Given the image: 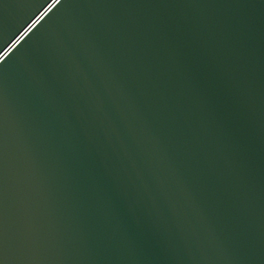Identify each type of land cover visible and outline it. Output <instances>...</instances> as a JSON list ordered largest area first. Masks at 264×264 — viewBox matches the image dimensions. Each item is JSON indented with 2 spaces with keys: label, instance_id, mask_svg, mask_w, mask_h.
<instances>
[{
  "label": "water",
  "instance_id": "95a60500",
  "mask_svg": "<svg viewBox=\"0 0 264 264\" xmlns=\"http://www.w3.org/2000/svg\"><path fill=\"white\" fill-rule=\"evenodd\" d=\"M0 264H264V0H0Z\"/></svg>",
  "mask_w": 264,
  "mask_h": 264
}]
</instances>
